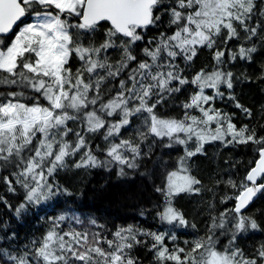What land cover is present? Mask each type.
Returning a JSON list of instances; mask_svg holds the SVG:
<instances>
[{"label": "snow or ice", "instance_id": "1", "mask_svg": "<svg viewBox=\"0 0 264 264\" xmlns=\"http://www.w3.org/2000/svg\"><path fill=\"white\" fill-rule=\"evenodd\" d=\"M0 87V207L53 208L23 241L0 222V264H264V239L241 243L264 234V0H0ZM153 157L140 175L160 199L139 215L155 230L56 207L62 173L126 177ZM205 195L200 234L179 201Z\"/></svg>", "mask_w": 264, "mask_h": 264}, {"label": "trees", "instance_id": "2", "mask_svg": "<svg viewBox=\"0 0 264 264\" xmlns=\"http://www.w3.org/2000/svg\"><path fill=\"white\" fill-rule=\"evenodd\" d=\"M0 87V91H3ZM249 104L259 107L261 96L255 89L249 88L247 84H241L238 88ZM230 107V106H229ZM215 148L208 150L207 156H199L193 158L192 167L195 174L207 178L216 172L222 170L225 165L223 160L225 156L232 158L245 159L248 158L247 151L241 147L231 153H224L214 156ZM176 153H172L174 159ZM165 160L169 157L165 156ZM156 158L153 157L147 161L137 173L130 174L126 177H117L109 174L103 168L91 169L87 172L71 169L66 173H62V183L70 186L73 195L68 198L61 197L56 207H67L70 211H75L83 217L91 216L98 219L100 223H106L109 228L113 224L139 223L144 227L155 230L160 227L159 222L152 216H140L141 209L153 208L160 196L153 191L152 180L146 176H141L140 172L151 170L154 167ZM158 183V181H157ZM210 199L208 195L203 198L199 196H185L179 201L180 205L189 213L190 218L197 223V232L203 234L205 227L206 212L201 210L204 208L203 201ZM264 202H257L253 205L251 211L255 212ZM52 206L41 207L33 210L30 214L17 220L10 217L7 210L0 207V222L7 221L10 229L14 230L21 241L32 234H39L42 225L40 217L47 212L51 214ZM180 239H191L195 235L192 229L178 230ZM264 239V234L256 233L241 238L242 245L251 244L254 240ZM145 264H148V258L145 256Z\"/></svg>", "mask_w": 264, "mask_h": 264}]
</instances>
